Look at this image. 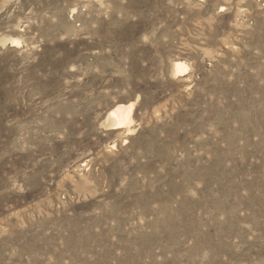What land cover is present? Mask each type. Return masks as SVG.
I'll list each match as a JSON object with an SVG mask.
<instances>
[{
    "label": "rangeland",
    "instance_id": "rangeland-1",
    "mask_svg": "<svg viewBox=\"0 0 264 264\" xmlns=\"http://www.w3.org/2000/svg\"><path fill=\"white\" fill-rule=\"evenodd\" d=\"M262 1L0 0V264H264Z\"/></svg>",
    "mask_w": 264,
    "mask_h": 264
},
{
    "label": "bare ground",
    "instance_id": "bare-ground-1",
    "mask_svg": "<svg viewBox=\"0 0 264 264\" xmlns=\"http://www.w3.org/2000/svg\"><path fill=\"white\" fill-rule=\"evenodd\" d=\"M13 43H18V41H13ZM186 70H187V66L183 61L173 62L172 71L174 75H183V73ZM134 106H135V102L133 101L128 102L126 104H122V103L116 104V106L110 109V111H108V113L106 114L107 116V118H105L106 121L105 122L103 121L104 128L109 130L124 128L127 132H129L131 130L130 128L133 122L132 114H133Z\"/></svg>",
    "mask_w": 264,
    "mask_h": 264
},
{
    "label": "built area",
    "instance_id": "built-area-1",
    "mask_svg": "<svg viewBox=\"0 0 264 264\" xmlns=\"http://www.w3.org/2000/svg\"><path fill=\"white\" fill-rule=\"evenodd\" d=\"M262 4H264V1H262Z\"/></svg>",
    "mask_w": 264,
    "mask_h": 264
}]
</instances>
